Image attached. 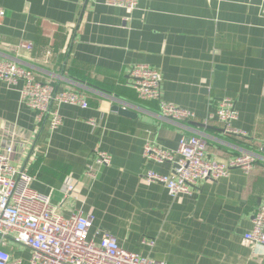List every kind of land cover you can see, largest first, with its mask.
I'll return each mask as SVG.
<instances>
[{"label":"crops","instance_id":"crops-1","mask_svg":"<svg viewBox=\"0 0 264 264\" xmlns=\"http://www.w3.org/2000/svg\"><path fill=\"white\" fill-rule=\"evenodd\" d=\"M0 12V60L33 70L59 91L74 81L89 103L60 106L63 124L51 133L50 118L39 124L21 102L22 83L11 88L0 79V144L19 138L17 163L26 165L35 191L51 195L64 216L82 208L97 243L109 234L123 249L169 264H264V248L244 238L264 205V0H142L129 22L102 0H0ZM22 42L33 50L20 51ZM138 64L161 73L165 101L197 118L176 124L159 115L157 102L139 100L129 77ZM223 98L236 101L233 126L246 138L203 123ZM183 136L205 138L209 160L252 152L256 168L233 169L173 198L144 179L173 174L172 164L146 160L144 145L176 152ZM98 148L112 164L88 186L85 170ZM42 165L48 181L39 178ZM67 180L75 191L64 199ZM4 249L30 264L29 248L8 241Z\"/></svg>","mask_w":264,"mask_h":264},{"label":"built area","instance_id":"built-area-1","mask_svg":"<svg viewBox=\"0 0 264 264\" xmlns=\"http://www.w3.org/2000/svg\"><path fill=\"white\" fill-rule=\"evenodd\" d=\"M106 6L125 12L129 22L138 10L142 0H102ZM5 17L0 12V26ZM74 28V27H73ZM32 43L19 44L20 51L31 52ZM130 85L143 102H157L159 115L176 124H184L197 118L195 112L178 107L163 99L162 75L149 65L138 64L130 70ZM0 79L9 87L20 90L21 102L36 112L37 121L42 124L50 118L49 130L56 132L63 124L59 107L62 105L89 107L84 93L76 90L71 81L59 89L50 81L38 80L36 73L14 61L0 60ZM55 107L53 108V105ZM239 119L236 101L223 98L214 112L203 120L205 125L218 122L230 136L246 138V133L234 128ZM19 138L14 134L0 144V264H22L11 257L4 247L8 241L29 248L32 252L30 264H169L143 257L119 246L117 239L104 234L100 242L89 234L93 218L78 208L70 216L60 213L51 195L33 189L34 178L26 166L17 163ZM24 149V147H22ZM27 146L25 147L26 150ZM23 154V152L21 153ZM144 158L158 163L173 165V174L163 176L148 172L144 179L149 183L162 184L171 197L192 195L203 183L227 178L233 169L250 174L256 168L257 157L252 152L237 156L227 162L209 160L208 144L201 136H183L176 152L164 150L152 141L144 145ZM26 156V155H25ZM112 164L111 155L101 149L93 153L92 162L85 170V182L89 185L98 179L101 168ZM75 191V184L67 180L64 185V199ZM245 240L253 247L264 248V205H260L253 216L252 230L245 234ZM153 246V242L143 241Z\"/></svg>","mask_w":264,"mask_h":264},{"label":"trees","instance_id":"trees-1","mask_svg":"<svg viewBox=\"0 0 264 264\" xmlns=\"http://www.w3.org/2000/svg\"><path fill=\"white\" fill-rule=\"evenodd\" d=\"M37 75V74H36ZM37 78H38V80H40V81H42V82H46V81H43V80H41L40 79V77L39 76H37ZM130 88H132L131 87V85H130ZM133 89V88H132ZM78 91V90H77ZM80 92V91H79ZM137 94V93H136ZM137 97V96H136ZM41 173L39 174V178L41 179V180H44V181H48V177L47 176H45L44 174H42L43 173V171H44V169H43V165H42V167H41Z\"/></svg>","mask_w":264,"mask_h":264},{"label":"water","instance_id":"water-1","mask_svg":"<svg viewBox=\"0 0 264 264\" xmlns=\"http://www.w3.org/2000/svg\"><path fill=\"white\" fill-rule=\"evenodd\" d=\"M117 109H118V108H117ZM118 110H119V109H118ZM120 111H121V110H120ZM122 113H124V112H122ZM35 144H36V143H35ZM32 151H33V149L31 150V153H32ZM30 155H31V154H29V157H30ZM29 159H30V158H28V160H29ZM28 160H27V161H28ZM26 164H27V163H26ZM25 166H26V165H25ZM25 166H24V167H25Z\"/></svg>","mask_w":264,"mask_h":264}]
</instances>
